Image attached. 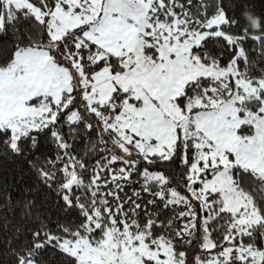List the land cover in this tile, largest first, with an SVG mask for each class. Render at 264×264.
I'll return each mask as SVG.
<instances>
[{
  "label": "snow or ice",
  "instance_id": "6c2138e0",
  "mask_svg": "<svg viewBox=\"0 0 264 264\" xmlns=\"http://www.w3.org/2000/svg\"><path fill=\"white\" fill-rule=\"evenodd\" d=\"M0 264H264V0H0Z\"/></svg>",
  "mask_w": 264,
  "mask_h": 264
}]
</instances>
